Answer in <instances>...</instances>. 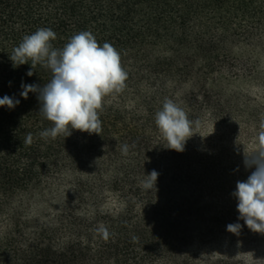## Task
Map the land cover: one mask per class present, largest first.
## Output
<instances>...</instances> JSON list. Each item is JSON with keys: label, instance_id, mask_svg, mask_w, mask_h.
I'll return each instance as SVG.
<instances>
[{"label": "trees", "instance_id": "1", "mask_svg": "<svg viewBox=\"0 0 264 264\" xmlns=\"http://www.w3.org/2000/svg\"><path fill=\"white\" fill-rule=\"evenodd\" d=\"M42 27L57 34L56 48L90 31L120 52L126 87L104 98L99 134L40 138L52 123L21 84L42 87L51 72L13 67L10 54ZM262 41L264 0H0V98L20 101L0 107V264H243L193 251L251 230L237 206L216 203L228 175L221 160L187 143L168 148L154 117L167 97L190 120L208 112L216 123L219 85L247 72L234 50ZM34 201L53 213L30 217ZM233 223L238 235L227 231Z\"/></svg>", "mask_w": 264, "mask_h": 264}, {"label": "clouds", "instance_id": "2", "mask_svg": "<svg viewBox=\"0 0 264 264\" xmlns=\"http://www.w3.org/2000/svg\"><path fill=\"white\" fill-rule=\"evenodd\" d=\"M57 34L51 28H39L23 36L21 42L10 54L13 67L29 63L51 72L50 80L42 87L36 84H21L20 95L36 93L40 102L39 113L52 123V127L39 133L42 139H55L60 135H71L72 130L89 134L101 131L100 112L104 98L121 93L126 87L128 73L121 63L120 52L109 42L98 43L90 31H80L69 38L62 48H56L53 41ZM33 75L32 71L27 73ZM20 101L5 95L0 98V107L14 108ZM154 122L167 147L178 152L184 151L188 138L200 122L190 120L185 110L173 99L165 98L162 107L155 113ZM257 146L245 155L246 168L254 171L245 181H237L233 193L237 199L239 220L253 232L264 234V124H261ZM32 133H28L24 143L31 145ZM128 145L122 146L127 154ZM158 173L153 170L141 180L145 189L155 188ZM242 225H227V231L239 234ZM98 232L108 238V231L100 225Z\"/></svg>", "mask_w": 264, "mask_h": 264}, {"label": "rangeland", "instance_id": "3", "mask_svg": "<svg viewBox=\"0 0 264 264\" xmlns=\"http://www.w3.org/2000/svg\"><path fill=\"white\" fill-rule=\"evenodd\" d=\"M233 56L242 61L246 74L219 85L212 97L220 105L218 121L215 123L210 114L204 112L199 120L201 126L194 129L196 134L186 143L221 160L228 175L223 184L224 192L215 201L237 206L233 195L237 181H245L254 171L245 167V155L256 149L261 124H264V41L252 49H236ZM188 92V88L182 89L179 97ZM52 209L49 202L34 201L28 215L45 216L52 214ZM193 251L243 264H264V235L253 231L244 238L224 235L196 246Z\"/></svg>", "mask_w": 264, "mask_h": 264}]
</instances>
